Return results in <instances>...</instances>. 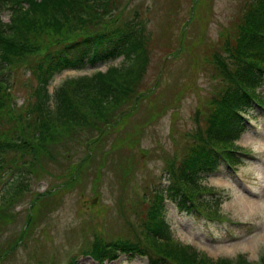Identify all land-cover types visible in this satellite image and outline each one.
Returning <instances> with one entry per match:
<instances>
[{
  "label": "trees",
  "instance_id": "trees-1",
  "mask_svg": "<svg viewBox=\"0 0 264 264\" xmlns=\"http://www.w3.org/2000/svg\"><path fill=\"white\" fill-rule=\"evenodd\" d=\"M165 1L166 16L158 28H151L148 18L154 7L141 8L136 0H0L1 263L24 238V227L18 232L6 227L16 222L15 208L31 192V179L34 182L38 171L47 168L43 155L63 166L79 144L84 146L80 156L68 162V177L61 180L65 186L81 164L105 163L110 155L99 156L114 129L123 130L116 147L122 144L133 154L145 128L170 110L174 117L185 91L196 87V74L211 70L213 93L197 109L195 126L184 132L189 140L181 142L178 155L166 160L168 186L146 185L141 208L134 210L137 223L126 218L130 234L95 241L85 253L97 262L131 254L146 258L148 264H264V256L258 263L243 254L213 259L178 242L166 220L165 204L168 200L186 214L219 221L220 195L206 187L203 178L220 166L238 169L249 153L235 142L256 120L254 113L264 108L258 91L264 86V0H247L234 34L221 33L214 42L203 32L200 14L207 7L203 0H190L193 4L184 17H178L181 0ZM4 12L9 15L6 21ZM209 43L214 46L209 48ZM203 44V57H197ZM158 48L163 63L149 81ZM180 56L183 63L185 58L189 61L190 75L175 84L174 95L164 94L166 87L160 90L164 63ZM71 69L87 71L65 77L50 91L55 75ZM132 163L133 159L128 166L122 161L117 169L126 176ZM49 190L34 193L31 204ZM32 219L29 214L26 226Z\"/></svg>",
  "mask_w": 264,
  "mask_h": 264
},
{
  "label": "rangeland",
  "instance_id": "rangeland-1",
  "mask_svg": "<svg viewBox=\"0 0 264 264\" xmlns=\"http://www.w3.org/2000/svg\"><path fill=\"white\" fill-rule=\"evenodd\" d=\"M136 1L141 8L148 5L154 7L149 14L148 26L158 28V24L166 16V1ZM246 1L203 0L207 7L201 9L200 16L204 20L205 38L214 42L221 33L232 36L241 10L248 4ZM192 4L193 1L181 0L178 17H184ZM8 17L7 12L2 13L3 20H8ZM209 44V48L214 46ZM203 46L204 44L201 46L203 50L197 51V57H203ZM162 53L159 48L154 52L147 78L149 81L158 74L163 63L160 61ZM120 60L118 58L115 63L119 64ZM182 60L184 61V56L168 60V63L164 61L160 85V90L166 87L164 94L173 91L174 95L175 84L179 86L190 75L189 61L185 58L183 63ZM100 68L105 69V66L100 65ZM85 71L87 70L71 69L56 74L49 85L50 91L65 77L76 76ZM210 71H199L196 74V87L185 91L175 106L174 117L170 110L145 128L141 145L138 150L133 149V154L130 155L122 144L116 147V139L123 136V130L119 132L114 129L99 156L102 159L103 155H110L104 160L105 163L98 165L93 160L81 164L80 172L65 186L61 180L68 177V162L77 159L84 146L79 144L77 151L63 166L53 163L52 156L49 159L43 155L47 168L45 171H38L34 182L31 179V192L21 197L24 200L15 208L16 222L11 226L7 223L6 227L8 231L12 228L16 232L24 227V238L0 264H69L72 259H75V264H148L146 258L131 254H121L114 260L99 263L85 252L95 241L109 242L120 235L130 234L131 224H126V218L137 223L134 210L141 208V198L145 193L143 188L146 185L153 183L156 187L168 186L166 160L178 155L181 142L189 140L185 138L184 132L195 126L197 109H201L205 98L213 93L216 82L211 78L213 72ZM258 91L264 97V86ZM143 114L144 112L136 113L133 117L139 119ZM254 118L255 122L252 121L247 131L235 142L250 152L245 156L243 166L239 164L237 172L220 166L218 171L203 178L206 187H214L216 194L220 195V214L216 215L219 221L207 222L203 218L178 212L168 200L165 203L166 220L175 239L213 259H236L243 254L250 262L258 263L264 256V109H258ZM51 151L57 154L55 150ZM131 159L133 163L129 168L132 171L128 169L129 173L123 176L122 171L117 169L118 164L123 161L128 166ZM47 190L50 194L40 196L36 203L31 204L30 199L32 195L35 196L34 193H44ZM29 214L33 218L30 227L24 223Z\"/></svg>",
  "mask_w": 264,
  "mask_h": 264
}]
</instances>
